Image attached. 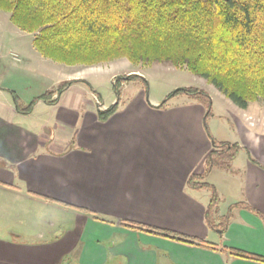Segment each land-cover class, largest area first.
<instances>
[{
  "label": "crops",
  "instance_id": "crops-1",
  "mask_svg": "<svg viewBox=\"0 0 264 264\" xmlns=\"http://www.w3.org/2000/svg\"><path fill=\"white\" fill-rule=\"evenodd\" d=\"M25 39L21 31L6 33L11 43ZM32 40L28 49L26 42H22L25 47L10 45L6 54L0 42V79L6 78L0 81V209L7 206L3 197L26 196L15 183L75 209L82 218L75 237L76 264H261L224 250L264 257L260 219L238 207L223 234L209 229L204 211L210 192L186 188L187 177L203 171V157L212 147L202 127L204 105L198 99L183 96L178 106L165 110L154 104L119 107L101 123L96 109L108 106L93 91L71 92L78 85L74 84L53 104L50 101L55 96L49 102L38 100L30 114H20L6 84L17 68L6 67L4 60L9 56L15 62L22 57L26 66L35 68L37 78H80L78 70L74 75L56 68L34 49ZM21 73L34 77L30 72ZM115 76L117 73L111 74L112 79ZM202 90L209 94L214 108L212 137L240 147L227 167L214 168L205 179L219 197L216 218L242 203L264 216V113L253 105L238 108L216 88ZM37 106L49 119L33 123ZM57 110L60 114L54 117L52 112ZM21 118L31 123L25 125ZM219 118L226 121L223 129L217 127L222 126L215 121ZM122 221L202 239L214 249L169 240L140 227L128 228ZM44 231L34 235L39 245L35 251L0 241V264H60L55 247L68 243V233H62L58 242V235L50 237Z\"/></svg>",
  "mask_w": 264,
  "mask_h": 264
},
{
  "label": "trees",
  "instance_id": "trees-1",
  "mask_svg": "<svg viewBox=\"0 0 264 264\" xmlns=\"http://www.w3.org/2000/svg\"><path fill=\"white\" fill-rule=\"evenodd\" d=\"M0 11L7 12L18 29L33 34L32 44L43 57L66 66L92 67L121 58L137 66L164 64L185 68L204 79L240 109L264 102V0H0ZM126 80L147 84L136 73L115 76L112 88L116 101L105 109L97 107L99 122H106L118 110L120 87ZM74 84H83L92 91L83 79L63 80L25 108L18 105L12 91L10 94L16 111L28 115L38 100L49 102L55 96L50 101L53 104ZM183 96L205 99L202 127L212 147L203 157V171L191 173L185 185L190 190L210 192L204 211L206 226L220 227L223 234L233 209L238 207L257 216L264 226V216L245 203L230 206L225 215L216 218L219 197L205 179L214 168L227 167L240 147L212 137L208 129L213 116L211 99L202 89L176 88L154 108L165 110L170 99ZM122 225L214 249L202 239L173 231L128 221H122ZM224 250L236 258L264 264V257L237 249Z\"/></svg>",
  "mask_w": 264,
  "mask_h": 264
},
{
  "label": "rangeland",
  "instance_id": "rangeland-1",
  "mask_svg": "<svg viewBox=\"0 0 264 264\" xmlns=\"http://www.w3.org/2000/svg\"><path fill=\"white\" fill-rule=\"evenodd\" d=\"M13 30L21 31L10 22L9 14L7 12L0 11V42H2L5 47L3 49L4 54L9 52L10 47L21 46L22 42H26V45L28 46L27 49L29 48V45L31 46L33 34L23 31H21V33L26 37V39L21 43H18L17 41L11 43L10 41H7L6 33H10V31ZM26 45L22 46L25 47ZM11 55L13 58H18L17 55ZM19 58L20 61L15 62L12 61L11 56H9V58L5 59L4 62L6 67L18 68H16L12 75H9L10 80L6 82V84L10 86L9 88H11L12 92L17 96V103L21 108H25L34 98L40 96L44 92L56 89L58 84L65 80L59 75L56 77L51 75L50 78H37V73L34 70L35 68L33 69L26 66L25 60L22 57ZM51 63L56 65V68L65 69L69 72L78 70L80 78L73 79H83L87 81L92 88V91L96 96H98L99 101L107 106H110L116 101V96L112 88V73H117V76H119L127 75L133 71L139 70V72L134 73L145 78L147 82L145 85V83L141 80H126L124 84H122L120 87L118 104L119 107L122 108L126 106H136L134 108H137L141 105L146 106L148 104L150 106H152L151 104L158 106L168 94L179 87H195L205 90L215 89L214 86L208 84L204 79L194 76L185 68H175L164 64L137 66L131 64L124 58L92 67L82 65L66 66L53 60H51ZM21 71H25L26 73L30 72L34 77L31 75L24 76ZM74 75H76V72H74ZM4 78L5 76L1 78L0 81ZM80 90L84 92L89 91V89L83 84H78L77 86L71 88V92ZM211 94L213 95V92ZM88 98L90 100L92 99L90 98V94ZM179 98L182 97L170 99L167 103L168 108H175L178 106L181 102ZM190 98L198 99L201 103L205 100L200 96ZM250 105L259 107L260 111L264 113V102L257 101L251 103ZM39 108V106L36 107L37 111H35L32 116V119L35 120L33 123L43 122L50 117L45 111L38 110ZM215 110L219 109L217 108ZM211 111H214V108L212 109L211 107ZM59 114L60 110H57L54 113L52 112L54 117H58ZM212 117L208 121V129L210 133ZM19 120L25 125H29L31 123L24 118ZM215 121L222 123V126H217L219 129L224 128V124L226 123L225 119L219 118ZM52 123L53 122L51 121V126L55 124ZM78 127H76V129ZM15 186L19 187L26 196L24 198H17L12 195L3 197L7 206L0 209V241H8L9 246L15 245L20 246L22 249L27 248L35 251L39 245H36L34 235L42 229L45 230L44 233L46 235L51 234L50 237L58 235V238H56L58 242L63 236H65V234L68 233V243L57 244L55 247L58 250L57 257L60 259V264H76L78 243L75 241V237L80 229L82 218L76 216L73 212L75 209L58 205L56 201L53 200H45L44 197H39L35 193L29 191L26 187L22 188L20 183H15ZM45 196H47V198L50 197V199L53 198L52 196ZM5 198H7V200ZM61 201L66 202V200ZM52 225L54 226L52 227ZM216 230L220 231V227ZM62 233L64 234L60 237ZM69 233L71 234L69 235ZM16 235L19 237H15Z\"/></svg>",
  "mask_w": 264,
  "mask_h": 264
},
{
  "label": "built area",
  "instance_id": "built-area-1",
  "mask_svg": "<svg viewBox=\"0 0 264 264\" xmlns=\"http://www.w3.org/2000/svg\"><path fill=\"white\" fill-rule=\"evenodd\" d=\"M14 59H16V57Z\"/></svg>",
  "mask_w": 264,
  "mask_h": 264
}]
</instances>
